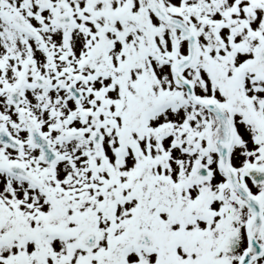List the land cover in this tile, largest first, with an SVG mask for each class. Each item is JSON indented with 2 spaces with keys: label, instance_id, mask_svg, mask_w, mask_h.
Instances as JSON below:
<instances>
[{
  "label": "snow or ice",
  "instance_id": "1",
  "mask_svg": "<svg viewBox=\"0 0 264 264\" xmlns=\"http://www.w3.org/2000/svg\"><path fill=\"white\" fill-rule=\"evenodd\" d=\"M0 264H264V0H0Z\"/></svg>",
  "mask_w": 264,
  "mask_h": 264
}]
</instances>
